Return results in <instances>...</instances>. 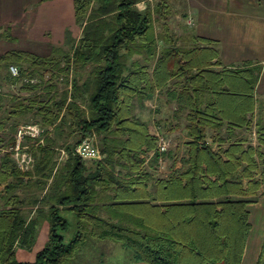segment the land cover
I'll return each instance as SVG.
<instances>
[{"label": "trees", "instance_id": "trees-1", "mask_svg": "<svg viewBox=\"0 0 264 264\" xmlns=\"http://www.w3.org/2000/svg\"><path fill=\"white\" fill-rule=\"evenodd\" d=\"M139 1L75 0L82 35L71 40L67 31L68 51L59 46L50 55L20 49L0 54V86L20 83L27 94L12 96L9 106L0 98V131H9L8 138L0 135V264H64L89 237L118 242L132 260L147 264L242 263L251 229L248 205L264 195V124L256 123L255 144L239 139L215 149L213 143L226 140L224 126L228 135L251 127L247 114L255 109L260 67L218 69L216 42L202 36L184 46L165 34L157 54L153 14L164 20L168 8L157 2L140 10ZM137 54L144 62L130 61ZM14 64L18 76L10 73ZM32 78L36 82L25 81ZM174 79L167 96L176 103L175 118L187 121L186 156L182 168L162 176L156 174L158 137L135 107ZM29 114L54 131L35 148L33 170H23L2 149L15 145ZM92 134L100 136L102 158L83 159L75 148ZM62 139L67 157L56 167ZM177 154L169 150L164 157ZM33 185L45 191L33 200L49 205V228L35 260L23 262L14 245L34 239L38 220L25 214L18 191ZM63 207L77 217L78 230L68 242L60 231L68 227ZM257 264H264V238Z\"/></svg>", "mask_w": 264, "mask_h": 264}, {"label": "crops", "instance_id": "crops-1", "mask_svg": "<svg viewBox=\"0 0 264 264\" xmlns=\"http://www.w3.org/2000/svg\"><path fill=\"white\" fill-rule=\"evenodd\" d=\"M74 1L0 0V51L6 46L5 40L18 38L33 44L35 48L46 47L52 32L56 36L54 39L62 46L66 41L67 26L73 27L77 24ZM157 2H162L163 6L168 9L183 10L182 21H185L186 24H188L186 22L188 19H193L190 27H193L195 31H190L191 34L188 36L190 39L202 36L215 40L219 59L222 62V65L217 67L218 69L222 67L239 68L247 66V64L260 67L259 79L254 92L255 109L247 114L248 119L252 121L251 127L236 128L231 135H228L227 127L224 126L222 134L226 140L220 142L216 139L215 142L213 141V147L218 149L220 144L226 148L239 139H247L244 142L245 145L251 141L255 144L256 123L260 121L264 124V109L261 107L264 105V0H140L137 6L141 8L151 4L154 7V3ZM70 14L74 18L73 23L65 20V17ZM174 19L170 23H173ZM32 52L36 53V51ZM135 57H140V55H135ZM175 80L170 81L166 87L157 88L150 96L151 103L155 106L154 112H156L153 120H157L151 130L156 133L163 124L170 126L169 129L174 139L178 138L177 135L183 136V143H180V140L176 141L170 149V151L178 152L174 159L167 155L165 167L162 169L157 167L156 171L162 176L182 168L181 157L186 156L184 142L188 138L185 130L187 121L186 119L179 121L175 118L176 103L167 96V88ZM150 98L145 97L142 101ZM140 102L136 100V104ZM178 123L181 124L180 127H178ZM208 133V140L211 141L213 132L209 129ZM248 208L251 229L241 264H257L264 238V195L259 197L256 202L249 204ZM255 208H258L260 216L258 219L254 218L256 226L252 217Z\"/></svg>", "mask_w": 264, "mask_h": 264}, {"label": "rangeland", "instance_id": "rangeland-1", "mask_svg": "<svg viewBox=\"0 0 264 264\" xmlns=\"http://www.w3.org/2000/svg\"><path fill=\"white\" fill-rule=\"evenodd\" d=\"M157 4V3H154ZM150 8L153 9L154 7L149 4ZM155 6V5H154ZM148 7V5L146 6H142L141 8L137 6L138 9L140 10H145ZM168 17L164 20H162L160 17L156 16V14H153L154 16V32L155 34H157V36L160 39V44L159 48H158V53L162 52V50L165 48V45H163V41L162 38L163 36H165V34H168L172 39L173 37L176 40H179V43L181 45L184 46H189L191 45V39L188 37L190 36L191 32L190 31H195L194 28L190 27V24L193 23V19L190 18L188 19L186 22H188V24L185 23V21H182L183 18V10L181 9H168ZM176 16V17H175ZM171 17V18H170ZM174 19L173 23H170V21ZM65 20L67 21H72V23L74 22V18L71 16H66ZM53 25V24H52ZM67 33H69V39H74V40H78L81 35H82V28L81 26L75 24L73 27L71 25L67 26ZM67 35V34H66ZM50 39L46 45V47L43 46V48H35V46H33V44H30L28 42H24L18 39H10V40H5V44L6 46L3 48V50L0 51V54L5 52L6 50L9 49H28L31 51H36V53L40 54V55H50L52 48L53 47H59L61 46L60 44L57 43V40L54 39V37L56 38V36L53 34L49 36ZM4 38V37H3ZM191 42V43H190ZM64 46L63 49L65 50H69V47L67 45H62ZM33 47V48H32ZM157 53V54H158ZM139 55V54H137ZM135 58H138L137 60H139L140 62H144V57L142 55H140V57H135V55L130 58V61L135 60ZM15 65V64H14ZM17 66V65H16ZM18 67V66H17ZM75 77V72L71 69V71L69 72V79L72 80ZM62 79V78H61ZM20 83H15V84H2L0 86V98L3 96L4 99H2V104L4 106H9L10 101L9 99H11L12 96H18L20 94V97L23 95H25L26 93H21L20 92ZM64 88H66V84L60 80L58 81V91H62ZM71 88V87H70ZM45 90H41L40 93H45ZM55 93V92H54ZM27 95V94H26ZM151 95H148L146 97L150 98ZM71 100V97L69 96L68 101ZM1 102V100H0ZM147 102V103H146ZM152 99H145V101H141L140 103L136 104L135 107V114L139 117H141L143 120L147 121L150 125V128H153V125L155 122H157V120H153L156 112L155 111V106H153V104L151 103ZM261 107L264 109V105H261ZM157 108V107H156ZM4 114V111H0V117ZM36 117H33V115H28L24 121L20 122V124L23 123H27L28 121H35ZM19 124V125H20ZM160 126V125H159ZM170 126L168 125H163L160 126V128H158V131L161 134H166L167 136L172 138V146L174 145V143L180 140V143H183V136L181 135H177L178 138L174 139V137L172 136L171 132H170ZM7 133L4 134L2 131H0V135L3 136L4 138H8L9 134H8V130L6 131ZM96 136V140L98 145L101 143L100 142V136L95 134ZM46 138L44 137V142L43 143H37V141L34 140H30L27 139L26 142H24V145L27 147L26 150H31L32 154L35 156V148L39 145V144H44L45 143ZM74 138L71 137L70 138V142L73 141ZM64 143H65V139L59 140L57 145H56V155H55V160L57 162V165L59 163H63L66 161H61L59 160L60 157V149L61 148H65L64 147ZM101 146V144L99 145V147ZM1 150V148H0ZM12 151L11 147L7 148V149H2V152L5 151ZM14 158V157H13ZM36 158V156H35ZM151 160V159H150ZM149 160V162H150ZM88 162H90L89 160H86ZM36 163V161H35ZM34 163V166H35ZM34 166L30 169L33 170ZM60 166V165H59ZM57 167V166H56ZM157 170V168H156ZM156 174L159 175L161 173H159L158 171H156ZM26 180H28V178L26 177ZM30 180V179H29ZM32 180L34 181L35 178H32ZM5 184L1 185V188L4 187ZM19 194L21 195V197H23L25 199L24 201V210H25V214L28 215L29 219L33 218L38 220V224H37V229L35 231V237L32 240H29V242L25 245L22 241L21 242H16L14 245V250H15V257L18 261H33L36 258V254L37 252L43 247L46 239H47V232H48V220L46 219V214L48 211V206L45 203H35L33 200V196L39 198L41 200V198L43 197L45 191L40 190L38 187H36L35 185H33L31 188H29L28 190L22 189L18 191ZM261 197V196H260ZM258 206V205H257ZM39 208L41 209V211H39ZM61 214L63 216H65L68 220V227L65 230H60L65 238V241L68 242L70 241L74 235L76 234L78 228H77V217L76 215L72 212V211H68L65 207L62 208ZM253 219H258L259 216V211L258 208H255L253 211ZM255 219H254V225L255 224ZM64 264H147V263H143V262H137L131 259V252L124 248L120 243L112 241V240H97L94 239L92 237H89L88 240L86 241V243L81 247V249L78 251L77 256L75 257V259L68 261Z\"/></svg>", "mask_w": 264, "mask_h": 264}, {"label": "built area", "instance_id": "built-area-1", "mask_svg": "<svg viewBox=\"0 0 264 264\" xmlns=\"http://www.w3.org/2000/svg\"><path fill=\"white\" fill-rule=\"evenodd\" d=\"M10 73L13 76L19 75V68L16 65L10 66ZM26 82H36V79H25ZM1 93V90H0ZM52 126H43L40 123L36 122H27L19 125L15 138V145L11 147L13 151V157L18 167L23 170H30L36 161L35 156L32 154V151L26 150L27 147L24 145L27 139H32L37 141V143H43L44 137L51 136L53 134ZM158 137L157 149L161 154V157L158 161V166L160 169L165 167L166 158L164 154H167L172 147V138L161 134L159 131L156 132ZM75 153L83 159H100L102 158L101 148L99 147L95 134L85 137L75 148ZM154 154V152L149 153V157ZM67 157V151L65 148L60 149V162L65 160Z\"/></svg>", "mask_w": 264, "mask_h": 264}]
</instances>
